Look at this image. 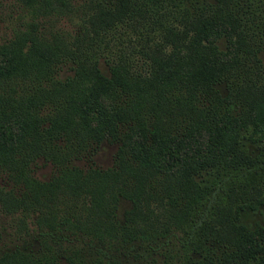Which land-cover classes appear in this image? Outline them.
Listing matches in <instances>:
<instances>
[{
  "label": "trees",
  "instance_id": "obj_1",
  "mask_svg": "<svg viewBox=\"0 0 264 264\" xmlns=\"http://www.w3.org/2000/svg\"><path fill=\"white\" fill-rule=\"evenodd\" d=\"M15 1L42 16L75 7ZM138 1L94 0L76 35L27 28L0 41V172L13 183L0 206L35 213L39 235L61 232L66 244L101 226L151 239L164 229L167 243L184 244L181 264H264V222L244 218L264 215V145L241 142H256L264 126V0ZM149 1L157 13L170 5L171 20L161 12L155 21L170 49L156 43L138 73L126 57H109L105 35L134 31ZM60 63L72 71L61 79ZM239 69L242 80L223 93L217 85ZM103 139L118 144L112 165L73 162ZM40 156L59 167L49 180L31 171ZM203 172L210 178L201 184ZM122 199L130 203L123 221ZM73 247H61V261L51 244L40 255L15 248L0 253V264H116L85 262Z\"/></svg>",
  "mask_w": 264,
  "mask_h": 264
},
{
  "label": "rangeland",
  "instance_id": "obj_2",
  "mask_svg": "<svg viewBox=\"0 0 264 264\" xmlns=\"http://www.w3.org/2000/svg\"><path fill=\"white\" fill-rule=\"evenodd\" d=\"M71 1L75 4V11H69L64 15L52 13L42 16L34 9L18 1L0 0V41L7 40L16 31L27 28L31 30L40 29L46 33H61V28H63L64 32L68 34H79V31H75L80 22L79 18L85 14V11L91 10L94 0ZM138 2L140 3V0ZM86 3L87 5H85ZM154 3V1H149L147 8L142 10L141 15L143 18L139 22V25L134 28V31H130V29L120 33H113L111 31V33L105 35V38L110 44V48L108 47L106 49V44H104L105 48L103 50L109 51V57L116 58L119 61L122 58L125 60L127 58L131 70H135L138 73H142L148 69L150 61L145 60V57L147 59L149 58L148 54L151 53V50L155 49L156 43L162 44L163 42H167L164 40V37L161 38L163 27L159 26L155 21L161 16V12H163V20L165 17H169L171 20L170 5L167 3L160 13H157L155 12ZM86 16H88V12ZM164 22L166 23V21ZM179 26L180 28H184L183 23L179 24ZM162 45L163 53H167L170 49L169 43H163ZM259 55L264 59V49ZM55 69L56 77L59 79H61V74L66 75L72 72L68 65H64L61 68V63ZM242 78L243 73L241 74V69H239V71L228 75V78L224 82H220L217 86L225 93L229 86H235ZM50 104L49 101H46L44 107L46 108ZM42 113H45V111H42ZM255 137L256 142L243 139L241 141L243 143L242 148L253 150L260 145H264V126L255 133ZM117 146L118 144L116 142L103 139L97 145L91 157L87 155L75 158L73 162L81 166L84 170L90 164L94 167L110 166L113 164ZM88 151H90L89 148L86 153ZM71 155L72 153H70V157ZM79 155L83 156V153ZM30 166L33 175L42 180H49L52 175L59 172V167L50 161L44 160L41 156L30 161ZM207 173L203 172L198 176L199 179H197L201 184L209 180L210 177ZM12 186L13 183L8 181L6 176L0 172V191L10 189ZM83 199L84 197H80L78 201L81 202ZM59 207L61 208V201H59ZM129 207L130 203L127 199H122L119 203L117 211L118 217L122 221L123 211ZM155 213L158 214V221L163 225L164 221L166 222V216L162 213ZM244 216L247 222H264V215L256 211H248ZM35 218L36 214L33 212L30 214L24 211L6 213L2 209V206H0V253L18 248L25 252L40 255V253H44V246L51 244L54 249V255L61 261V247L74 245L73 248H77L78 252L73 257L77 256L78 259L84 260L85 262H91L98 257H103L104 259H114L116 264H181L178 253L184 244L182 243L180 245V240H175L174 237L173 241L167 243V234L164 229L155 238L151 239V236L147 234H126L128 230L118 226L113 228V230L110 227L101 226L98 230H94L95 233L91 234L92 237H84V235L78 233L80 236H77L74 240L71 239L72 243L66 244L69 242L65 240L61 232L55 235H39L36 231L37 228H35ZM140 227L144 229L146 225L143 223ZM129 231L135 232L133 229ZM71 235L75 237L73 233H70Z\"/></svg>",
  "mask_w": 264,
  "mask_h": 264
}]
</instances>
